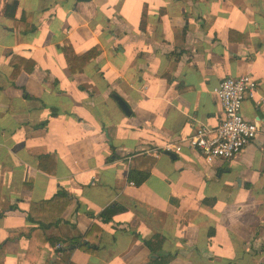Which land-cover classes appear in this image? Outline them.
<instances>
[{
  "label": "crops",
  "instance_id": "1",
  "mask_svg": "<svg viewBox=\"0 0 264 264\" xmlns=\"http://www.w3.org/2000/svg\"><path fill=\"white\" fill-rule=\"evenodd\" d=\"M64 47L99 53L71 73ZM245 75L258 88L240 112L258 133L207 163L185 140L220 126L213 89ZM3 244L2 264H264V0H0Z\"/></svg>",
  "mask_w": 264,
  "mask_h": 264
},
{
  "label": "built area",
  "instance_id": "2",
  "mask_svg": "<svg viewBox=\"0 0 264 264\" xmlns=\"http://www.w3.org/2000/svg\"><path fill=\"white\" fill-rule=\"evenodd\" d=\"M258 83L250 76L225 78L214 89L224 120L215 130L198 127L185 140L186 145L198 152L207 163L215 160L228 162L237 158L242 150L252 142L257 133V125L241 116L242 104L253 99ZM163 152L179 153L181 145L167 144ZM60 246H56L59 249Z\"/></svg>",
  "mask_w": 264,
  "mask_h": 264
},
{
  "label": "trees",
  "instance_id": "3",
  "mask_svg": "<svg viewBox=\"0 0 264 264\" xmlns=\"http://www.w3.org/2000/svg\"><path fill=\"white\" fill-rule=\"evenodd\" d=\"M15 8V4L10 8V9H14ZM99 53V50H97V48H93L90 51L86 52L84 55L82 56H74L73 52L70 48H63V54L65 56V60L67 62V66L69 68V71L71 73H75V71H81L83 69V67L92 59H94ZM11 65L13 66V72H12V76L14 77L15 75H17L19 73V69L16 68L17 67V63L16 62H12L11 61ZM54 166V161L50 156H45L44 158H42L39 161V169L41 171L47 172V169H49V167ZM148 174H143L140 175L138 177H135V175H133V172L129 173L128 179L129 181L133 182L134 185H140L141 183H143V181L146 179ZM61 201H69V198L67 197V195L65 194V192H62L60 194H57L56 196H54L51 200L47 201V202H43L41 204H37V205H41V206H51L53 207L54 205L60 203ZM38 207L34 204L31 206L28 214H27V219L30 221L32 219V214L34 212V210H36ZM55 209V208H54ZM123 211V208H117L116 206H110L107 209H105L101 214H100V218L103 222H109L112 217L118 213H121ZM51 211H47L46 214H50ZM33 221V219L31 220ZM39 224V228L33 229V228H22L19 229L15 232H11L8 235V241H12L14 239H17L21 236H27L30 237L31 234L33 232H37V231H41L40 229H48L50 226H56L60 223L59 218H57L56 221L51 222L49 224H44L41 221L37 222ZM88 243H82L79 247L85 251H90V248L88 246ZM4 247L5 244L0 246V264H2V258L4 257ZM26 258H28V252L26 254Z\"/></svg>",
  "mask_w": 264,
  "mask_h": 264
},
{
  "label": "water",
  "instance_id": "4",
  "mask_svg": "<svg viewBox=\"0 0 264 264\" xmlns=\"http://www.w3.org/2000/svg\"><path fill=\"white\" fill-rule=\"evenodd\" d=\"M77 1H81V2H88L90 0H77ZM113 99L117 102L118 106L120 107L121 111L126 115L128 116L130 114V111L127 107V105L120 99L118 98L117 96L113 95L112 96ZM167 156H169L171 159H175V155L173 153H170V152H166L165 153Z\"/></svg>",
  "mask_w": 264,
  "mask_h": 264
}]
</instances>
